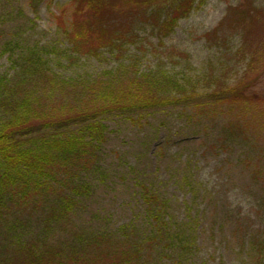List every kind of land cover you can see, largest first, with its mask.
I'll use <instances>...</instances> for the list:
<instances>
[{"label": "rangeland", "instance_id": "374dc122", "mask_svg": "<svg viewBox=\"0 0 264 264\" xmlns=\"http://www.w3.org/2000/svg\"><path fill=\"white\" fill-rule=\"evenodd\" d=\"M71 1L0 0L1 74H11L13 61L34 48L67 80L114 73L128 67L132 57L142 72L156 70L163 61V70L183 81L217 76L221 84L235 85L245 75L250 80L259 75L251 94L264 98V39L253 37L260 60L247 73L241 35L229 27L215 33L239 0H205L178 23L164 43L187 58L169 56L162 48L154 51L160 39L144 25L137 44L121 60L106 53L101 62L64 56L71 46L56 19ZM255 6L264 10V0H255ZM256 112L247 133L237 128L236 112L220 108L187 106L142 118L106 117L107 142L99 162L78 179L92 191L76 200V230L124 240L126 227L131 246L145 243L140 264H264V112ZM142 187L169 202L163 214L166 232L151 244L147 239L155 225ZM43 216L41 209L14 208L10 219L16 232L31 237L46 230L39 221ZM52 235L70 238L57 228Z\"/></svg>", "mask_w": 264, "mask_h": 264}, {"label": "trees", "instance_id": "16d2710c", "mask_svg": "<svg viewBox=\"0 0 264 264\" xmlns=\"http://www.w3.org/2000/svg\"><path fill=\"white\" fill-rule=\"evenodd\" d=\"M204 1L72 0L56 19L71 46L64 56L101 62L110 53L121 60L137 44L138 30L147 25L160 39L154 51L162 48L164 53L170 51L169 56L187 58L168 49L164 39ZM227 27L241 35L240 54L249 57L247 73H251L260 60L253 37L264 39V10L255 6V0H239L228 8L215 33ZM131 58L128 67L114 73L67 80L33 48L13 61L11 74L0 73V264H140L145 243L131 246L133 238L126 227L125 239L120 240L76 230L72 221L76 200L92 191L78 179L99 162L107 142L106 117L142 118L187 106L204 111L220 108L236 112L237 128L247 133L249 119L258 110L264 112L263 96L251 94L259 75L254 80L245 75L235 85L221 84L217 76L183 81L165 72L163 61L156 70L142 72L138 60ZM142 191L155 225L147 239L151 244L166 232L163 214L169 202L150 188ZM14 208L41 209L44 216L39 221L46 230L31 237L16 232L10 219ZM56 228L61 234L69 232L70 238L56 239L52 235Z\"/></svg>", "mask_w": 264, "mask_h": 264}]
</instances>
